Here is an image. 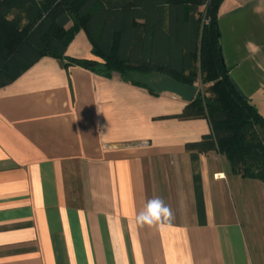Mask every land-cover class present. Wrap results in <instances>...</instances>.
Instances as JSON below:
<instances>
[{
	"label": "crops",
	"instance_id": "0c3cea01",
	"mask_svg": "<svg viewBox=\"0 0 264 264\" xmlns=\"http://www.w3.org/2000/svg\"><path fill=\"white\" fill-rule=\"evenodd\" d=\"M217 27L230 80L264 116V0H223ZM65 55L97 59L83 30ZM142 76L43 56L0 87V264H264L251 250L264 204L247 196L264 183L187 149L210 134L207 118H180L187 100L147 89L166 74ZM153 197L173 218L139 226Z\"/></svg>",
	"mask_w": 264,
	"mask_h": 264
},
{
	"label": "trees",
	"instance_id": "16d2710c",
	"mask_svg": "<svg viewBox=\"0 0 264 264\" xmlns=\"http://www.w3.org/2000/svg\"><path fill=\"white\" fill-rule=\"evenodd\" d=\"M223 0H0V87L40 57L141 84L159 72L204 86L180 118H207L211 131L187 144L224 157L230 174L264 183V116L242 98L224 66L217 27ZM83 30L97 59L65 55ZM151 93L157 91L148 86Z\"/></svg>",
	"mask_w": 264,
	"mask_h": 264
},
{
	"label": "clouds",
	"instance_id": "9594fccd",
	"mask_svg": "<svg viewBox=\"0 0 264 264\" xmlns=\"http://www.w3.org/2000/svg\"><path fill=\"white\" fill-rule=\"evenodd\" d=\"M260 49H250V54L255 55ZM173 218L172 211L162 198L153 197L147 200L142 211L135 216V222L139 226H155L170 222Z\"/></svg>",
	"mask_w": 264,
	"mask_h": 264
},
{
	"label": "rangeland",
	"instance_id": "374dc122",
	"mask_svg": "<svg viewBox=\"0 0 264 264\" xmlns=\"http://www.w3.org/2000/svg\"><path fill=\"white\" fill-rule=\"evenodd\" d=\"M129 77L134 78V79L141 81V82H149V78L151 79V77H149V76L144 77L142 75H130ZM147 79H148V81H147ZM219 176L222 177L223 174H219ZM247 182H252L253 184H255V182H257V181L247 180ZM252 183H250V184H252ZM246 188H248V187H246ZM231 189H232V197H233V199H232L233 200V206L237 209H240L241 208L240 207L241 202H240V199H239L237 192L235 191L234 184H232V183H231ZM247 196L250 198L249 200L252 201L253 205H256V203H257L256 206H260L261 205L260 201H262L264 204V197H262L260 191L258 189H255L254 187L249 186ZM249 233H250V231H249ZM257 234H258L259 245L258 246L252 245L251 250H252L253 255L256 257L257 261H259L258 258H260L262 261H264V226L260 227V230L258 231Z\"/></svg>",
	"mask_w": 264,
	"mask_h": 264
},
{
	"label": "water",
	"instance_id": "95a60500",
	"mask_svg": "<svg viewBox=\"0 0 264 264\" xmlns=\"http://www.w3.org/2000/svg\"><path fill=\"white\" fill-rule=\"evenodd\" d=\"M152 87L158 92H171L187 101H191L197 92L196 85H188L169 76H163L152 82ZM238 93L244 98L239 91Z\"/></svg>",
	"mask_w": 264,
	"mask_h": 264
},
{
	"label": "built area",
	"instance_id": "2783aa9c",
	"mask_svg": "<svg viewBox=\"0 0 264 264\" xmlns=\"http://www.w3.org/2000/svg\"><path fill=\"white\" fill-rule=\"evenodd\" d=\"M198 87H199V84H198Z\"/></svg>",
	"mask_w": 264,
	"mask_h": 264
}]
</instances>
